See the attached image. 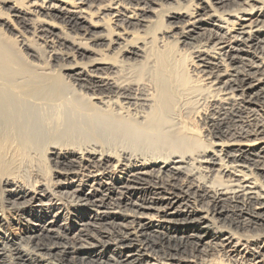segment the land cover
I'll use <instances>...</instances> for the list:
<instances>
[{
  "label": "bare ground",
  "instance_id": "1",
  "mask_svg": "<svg viewBox=\"0 0 264 264\" xmlns=\"http://www.w3.org/2000/svg\"><path fill=\"white\" fill-rule=\"evenodd\" d=\"M0 3V264H264V0Z\"/></svg>",
  "mask_w": 264,
  "mask_h": 264
},
{
  "label": "rangeland",
  "instance_id": "2",
  "mask_svg": "<svg viewBox=\"0 0 264 264\" xmlns=\"http://www.w3.org/2000/svg\"><path fill=\"white\" fill-rule=\"evenodd\" d=\"M196 1V0H195ZM7 4H1L0 3V9H1V7L2 6H6ZM163 21L164 22H166V17H164V19H163ZM0 23H1V21H0ZM3 34H5L4 33V31L2 32H0V38H1V40L2 41H4L5 43H7L11 48H13V50H14V53H15V56H16V58L19 60H21L25 65H27L28 67H29V65H31V64H28V58H26V56H25V54H24V52L22 51V50H18V48H17V46H15V44L9 39V37H8V35H7V33H6V36L5 35H3ZM3 35V36H2ZM29 68H31V66L29 67ZM55 79H57L59 82H62L61 81V79H59V78H57V77H55ZM201 123L199 122V123H197L196 124V136L198 137V138H201V137H203V132H201ZM46 164L48 165L47 166V168L49 169V164L46 162ZM50 170V169H49ZM47 172H48V174H49V177H50V175L52 176V174L51 173H49V171L47 170ZM23 219L25 220V219H29V221H31V222H33V219H32V217L31 216H29L28 214H24V216H23ZM25 222V221H24ZM15 227H16V224L14 225ZM28 234H22V233H19V231L17 232V238H18V240H17V242H21V240H20V238H24V237H26ZM16 237V236H15ZM109 255H113V253L112 252H110L109 253ZM82 258V257H81Z\"/></svg>",
  "mask_w": 264,
  "mask_h": 264
}]
</instances>
